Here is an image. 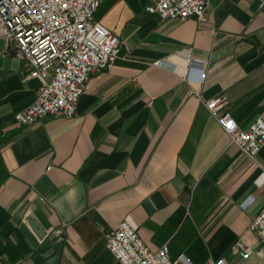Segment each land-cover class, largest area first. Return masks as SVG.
I'll return each instance as SVG.
<instances>
[{"label":"crops","instance_id":"1","mask_svg":"<svg viewBox=\"0 0 264 264\" xmlns=\"http://www.w3.org/2000/svg\"><path fill=\"white\" fill-rule=\"evenodd\" d=\"M153 2L101 1L93 19L119 56L71 118L14 120L38 81L0 39V264H36L41 230L61 242L51 264H120L106 236L121 221L175 264H264L247 231L264 205V146L244 156L203 104L223 96L241 130L264 118V3L207 0L200 18L160 20Z\"/></svg>","mask_w":264,"mask_h":264},{"label":"built area","instance_id":"2","mask_svg":"<svg viewBox=\"0 0 264 264\" xmlns=\"http://www.w3.org/2000/svg\"><path fill=\"white\" fill-rule=\"evenodd\" d=\"M101 1L0 0V39L23 60V80L38 81L34 100L14 113L18 124L31 125L47 116L71 118L91 76L108 69L118 58L119 39L93 19ZM206 4L207 0H154L145 11L160 20H183L200 18ZM203 104L229 141L254 161L264 146V118L241 130L226 110L223 96L206 99ZM261 175L264 179V169ZM252 201L249 198L242 208ZM247 231L264 243V205L249 221ZM106 248L120 264H175L166 243L151 250L125 221L107 234ZM232 248L242 260L254 253L241 238ZM176 259L183 261L184 257L180 254ZM210 264L226 262L219 258Z\"/></svg>","mask_w":264,"mask_h":264},{"label":"water","instance_id":"3","mask_svg":"<svg viewBox=\"0 0 264 264\" xmlns=\"http://www.w3.org/2000/svg\"><path fill=\"white\" fill-rule=\"evenodd\" d=\"M35 228L37 231L41 230L38 225H35ZM56 235L57 233L45 235V233L41 230L39 235V240H41V243L33 256L36 264H51L56 259L54 252L59 249L61 244L59 241L51 243Z\"/></svg>","mask_w":264,"mask_h":264}]
</instances>
